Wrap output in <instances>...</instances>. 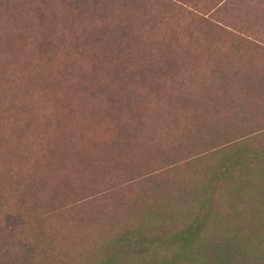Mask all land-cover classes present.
<instances>
[{"label":"rangeland","instance_id":"rangeland-1","mask_svg":"<svg viewBox=\"0 0 264 264\" xmlns=\"http://www.w3.org/2000/svg\"><path fill=\"white\" fill-rule=\"evenodd\" d=\"M62 61L94 65L98 76L59 80L48 95L33 81L34 64ZM212 82L224 88L208 89ZM46 110L55 118L51 124ZM88 110L96 112L97 124ZM59 115L67 123L63 134L56 128ZM119 116L132 128L118 123ZM125 126L136 137L109 154L107 140ZM73 131L82 136L70 143ZM28 147L34 152L26 153ZM89 148H99L100 169L81 157ZM254 158L260 165L250 162ZM33 162L47 165L59 199L54 215L41 208L30 215L25 231L34 240L52 228L76 243L80 228V255H101L106 246L94 244L103 233L131 231L133 223L122 228L120 209L111 215L113 224L101 219L95 228L90 218L109 216L110 205L122 202L144 204L143 214L132 217L144 221L145 227L134 224L149 241L164 249L190 242L153 255H211L225 241H263L257 198L250 200L242 182L264 169V0H0V175L18 165L28 174L26 185L41 174ZM263 175L255 173L259 180ZM233 185L239 189L229 190ZM31 192L47 193L46 187ZM168 201L180 213L172 214ZM147 202L155 204L148 211ZM4 217L0 206V247L11 227ZM188 226L193 239L175 237Z\"/></svg>","mask_w":264,"mask_h":264},{"label":"trees","instance_id":"trees-1","mask_svg":"<svg viewBox=\"0 0 264 264\" xmlns=\"http://www.w3.org/2000/svg\"><path fill=\"white\" fill-rule=\"evenodd\" d=\"M16 8L17 7H15V9ZM50 57L51 56H49V58ZM49 58L48 61L50 60ZM49 64L51 63L38 62L36 65L34 64L33 67V70L35 71V78L33 81L39 83L41 87H44L48 95L49 91H51V88L49 87H52V85L53 88H59V86L56 84L60 83L59 80H69L73 81V83H81L82 80L96 79V77L98 76V74L95 72L94 65H92L91 67L76 65V67H74L69 65L67 66V63H64L63 61V65L53 63L49 66ZM36 78L37 80L35 81ZM55 78H57L58 81H55ZM221 78L224 80L226 76L223 75L221 76ZM223 84H226V86L228 85V90H231L233 86L229 85L227 82H223ZM214 85L217 87L218 91H221L224 88V85H222L221 82H219L218 84H215L214 82L208 83L206 87L209 89L210 87H214ZM208 91H206V94L208 93ZM61 94L67 95L68 92L63 91ZM225 94L227 96L230 93L226 91ZM232 94H235L234 88ZM220 96L221 99L225 97L223 95ZM212 97L216 99L219 97V94L212 95ZM75 104L76 103H71L70 101L68 103L69 106H74ZM217 104L214 103L215 106H217ZM125 108H131L130 103ZM101 109L102 110L100 111V114L104 113L105 111L103 108ZM218 111L219 109H216V112ZM63 114H66L64 113V110ZM87 114L88 117L93 121V123L97 124V121L94 118L96 112L94 110H88ZM44 115L46 119L49 117L50 124L51 121L55 119L52 117V111L47 112L46 110ZM198 115L200 116L201 114L198 113ZM122 117L124 118V115H122ZM122 117H116L118 123H122L123 121L124 125H130V127L132 128V122L129 121V118L127 117L125 120H122ZM192 120L193 119L187 122L184 128L191 127L194 122H192ZM66 127L67 123L62 118V115H59L56 119V128L62 133V129ZM120 134L121 135L119 137H111L107 140L109 146V154L111 153V149L117 147L121 142L127 143L129 139H134L136 137V134H131L129 126L121 128ZM81 136L82 134L76 137L75 131H73L72 136H70V138L68 137V142L71 143L73 141V137L76 139V142H78V137ZM39 137L41 139L42 134ZM10 138L11 137H9V139ZM44 138L45 137L43 136L42 139ZM26 139H29L28 136L26 137ZM65 140H67L66 137ZM25 146L26 145L20 147V149H23V152H25ZM73 147L76 149L79 146ZM50 150L51 147L47 148L46 152H49ZM83 150H85V148H83L82 151ZM31 152H34L33 149L28 147L26 153ZM87 152L88 153L81 155V157L83 156L82 158L88 159V161L90 158L91 164L96 165L93 169H100L99 165L101 161L98 162L97 160L99 158L94 155L95 152L100 156L99 148H89ZM256 159L257 158H254L250 162H255V164L260 165V163H258ZM111 161L113 163V166L117 168L118 165L116 161L113 160V157ZM33 164L35 170L41 174L33 181L26 182V185L23 183V181L27 180L28 174L26 171L21 172L20 166L18 165H10L7 170V175L6 173H2V175H0V206L4 207V220L8 224L7 226L11 225L10 229H8L6 233H4V246L0 247V251L5 250L3 253L7 254L0 255V264H264V240L261 242L249 240L248 242L241 241L240 243H231L225 241V243H222V246L215 249L216 251H214L211 255H193V252L191 255H168L169 252H165L166 254L164 255L150 254L151 252L157 251L158 249H168V251H172L174 249V251H176L181 246L184 248L185 246L190 244V242L179 244L173 243V247L165 246L164 249V247H162L163 245L156 243V241H149V239L145 237V234L142 233V231H140V229H138L134 224L140 223L143 227H145L142 224L144 221L138 222L136 221V219H134V217H132L137 214H143L145 206L143 204V206L141 207L135 203H129L124 206L122 202H115V204L110 205V207L112 208L108 213L109 216H105L104 214H102L101 216H97L94 214L90 218L91 226L95 228L99 227L98 222L101 219L104 220L103 223L109 221L111 224H113L117 220L112 218L111 215L114 214V211H118L120 209L119 213L116 216H121L120 218L123 219L124 225L122 228L126 227L129 223H133L131 231L120 230L115 235H113V233H103L105 237L104 240H100V242L102 243L95 242L98 239L97 236L94 235L92 237V241L93 243L95 242V246H106L104 247L105 252L101 255H80L82 254V249L78 247V245L81 243L83 238L80 228L78 235L76 236V243H68L71 242L69 233L59 232L57 234L53 232L52 228L48 229L44 233L41 232V234L37 232L38 236L41 235V239L34 240L33 238L29 237V235H27L28 231H25L27 226L32 225L30 215L33 212H37L39 208L44 210L47 217L52 216V214L54 215L55 209L57 208L54 207V205L55 202L59 203V199L56 198L57 190L50 189L51 177L48 174L49 170L47 169V165L42 166L40 162H33ZM109 166H111V164H109L108 167ZM259 172H264V169L254 173H248V178H243L242 185L246 186L244 189L245 192H247V189L249 193H251L252 196L250 200H254V198H257L255 201V217L260 218L264 223V175L263 178L259 180L255 176V173ZM39 183L41 184L39 185ZM21 186H23L22 190ZM233 186L229 187L228 189L233 191H237L239 189L237 186ZM39 187H46V196L38 198L32 194L33 192H31V189L37 190ZM240 189H242V186L240 187ZM27 196L30 198H28ZM168 205L172 210V214L175 215L177 213H180L176 212L177 206L173 201H168ZM146 206V209L148 211L151 209V207H154L155 204H153V202H147ZM148 218L149 217L143 215L144 220H147ZM11 220H13L14 222L9 223ZM81 222L82 218H79L78 223L81 224ZM150 225L148 226V230L155 231L160 229L154 228V226L151 227ZM35 229H31V231ZM190 232L191 226H188L185 231L175 234V237H181V239L183 240L189 238L193 239L192 233ZM125 253L127 255H125Z\"/></svg>","mask_w":264,"mask_h":264}]
</instances>
